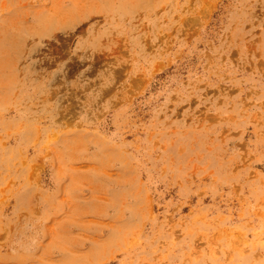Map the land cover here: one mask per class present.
Wrapping results in <instances>:
<instances>
[{
    "label": "rangeland",
    "instance_id": "374dc122",
    "mask_svg": "<svg viewBox=\"0 0 264 264\" xmlns=\"http://www.w3.org/2000/svg\"><path fill=\"white\" fill-rule=\"evenodd\" d=\"M0 264H264V0H0Z\"/></svg>",
    "mask_w": 264,
    "mask_h": 264
}]
</instances>
